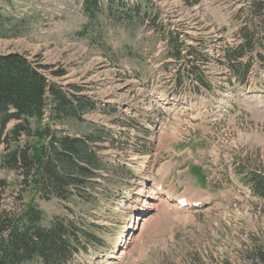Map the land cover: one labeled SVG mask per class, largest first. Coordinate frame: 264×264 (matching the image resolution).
Wrapping results in <instances>:
<instances>
[{"label": "rangeland", "instance_id": "obj_1", "mask_svg": "<svg viewBox=\"0 0 264 264\" xmlns=\"http://www.w3.org/2000/svg\"><path fill=\"white\" fill-rule=\"evenodd\" d=\"M143 1L157 25L182 35L181 62L168 57L154 22L132 27L105 13L91 22L83 0H10L26 30L0 39V55H25L50 84L94 103L70 133L100 128L115 141L100 144L115 180L97 186L101 202L82 216L100 243L74 264H257L264 199L250 180L264 177V61L249 62L244 86L226 53L264 0ZM16 179L0 168L1 209L19 203ZM34 199L48 220L68 219L65 204ZM181 199L198 207L182 208Z\"/></svg>", "mask_w": 264, "mask_h": 264}, {"label": "trees", "instance_id": "obj_2", "mask_svg": "<svg viewBox=\"0 0 264 264\" xmlns=\"http://www.w3.org/2000/svg\"><path fill=\"white\" fill-rule=\"evenodd\" d=\"M153 8L143 0H83L84 16L91 22L104 13L109 20L132 27L154 22L152 31L163 37L168 57L181 62L187 51L182 35L157 25ZM261 8L253 4L252 28L241 32L242 43L226 53L240 84L247 83L254 53L264 60V53L258 51L264 47ZM8 10L14 11V4L0 0V39L23 37L26 21ZM245 54L248 61L244 65ZM41 69L23 54L0 55V168L14 173L20 188L19 203L10 210L0 208V264H74L80 254L100 243L94 232L97 226L82 216L100 204L97 186L102 183L108 189L115 180L114 168L101 155V143L115 144L109 133L94 127L82 135L70 133V122L83 125V117L96 111L94 103L50 84ZM188 71L206 85L200 73ZM250 183L264 199V177L252 176ZM29 194L33 197L26 203ZM34 196L65 204L68 219L48 220ZM257 264H264V255Z\"/></svg>", "mask_w": 264, "mask_h": 264}, {"label": "bare ground", "instance_id": "obj_3", "mask_svg": "<svg viewBox=\"0 0 264 264\" xmlns=\"http://www.w3.org/2000/svg\"><path fill=\"white\" fill-rule=\"evenodd\" d=\"M240 23V22H239ZM240 25V24H239ZM240 31V30H239ZM263 34V33H262ZM260 35V34H259ZM238 37H239V39H240V32L238 33V35H237ZM256 53V52H255ZM189 202V201H188ZM194 203H197L196 201H192V202H190V203H188V206H192Z\"/></svg>", "mask_w": 264, "mask_h": 264}]
</instances>
